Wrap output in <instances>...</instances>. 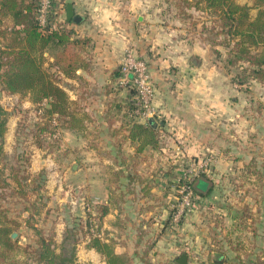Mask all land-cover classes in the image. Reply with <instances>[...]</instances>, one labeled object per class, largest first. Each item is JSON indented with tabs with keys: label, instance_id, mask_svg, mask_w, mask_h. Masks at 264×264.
<instances>
[{
	"label": "rangeland",
	"instance_id": "obj_1",
	"mask_svg": "<svg viewBox=\"0 0 264 264\" xmlns=\"http://www.w3.org/2000/svg\"><path fill=\"white\" fill-rule=\"evenodd\" d=\"M87 1L83 7L96 5L94 11L100 15L96 20L103 22L108 15L109 22H118L120 0ZM105 1L112 4L101 9ZM35 2L23 0L30 10ZM236 2L249 6L252 18L264 10L255 0ZM88 13L86 10L89 18ZM139 14L140 21H135L140 26L143 53L138 55L148 64L153 25L157 35L166 29L173 39L169 42L173 44V63L166 66L164 80L176 100L170 109L178 115L184 105L186 109L187 104L180 103V95H184L185 100L190 99L189 109L207 117L211 131L220 128L209 135L202 151L195 140H186L176 130L162 138L169 158L173 157L169 170L176 187L173 203L181 197L178 187L182 182L178 180L185 173L190 175L192 188L195 183L198 190L186 220L197 238L181 252L190 254L188 264H264V77L257 78L254 67L236 59L234 40L227 28L222 30L220 16L209 9L206 0H141ZM14 28L13 16L0 14V74L7 68V52L21 46ZM165 40L169 39L161 36L159 41ZM163 43L157 46L161 48ZM201 45L208 48L205 55L195 52ZM48 51L55 53L51 46ZM45 57V69L58 81L53 60L48 54ZM4 79L0 76V119H6L7 127L0 136V220L4 222L0 224V264H45L41 255L48 251L54 253L56 264H92V239L108 238L100 207L107 191L101 189L116 187L126 169L117 162L129 158L115 146L102 147L100 140L113 143L110 133L119 130L106 112L123 113L132 125L138 120L135 106L129 103L133 92L130 87L120 88L117 80L96 90L81 86L86 102L77 100L66 113L49 114L45 109L48 99L39 100L31 92L12 93ZM63 85L71 88L73 84L66 80ZM110 93L116 96L107 99ZM93 111H101L106 119L96 118ZM181 152L190 154L182 156V161L177 159ZM102 159L108 162L102 165ZM208 159L211 162L206 164ZM112 192V203L117 205L119 193L115 188ZM9 235L15 239L14 247L3 239ZM175 259L128 264H179Z\"/></svg>",
	"mask_w": 264,
	"mask_h": 264
},
{
	"label": "crops",
	"instance_id": "obj_2",
	"mask_svg": "<svg viewBox=\"0 0 264 264\" xmlns=\"http://www.w3.org/2000/svg\"><path fill=\"white\" fill-rule=\"evenodd\" d=\"M85 1L60 0L58 2L62 18L65 19L68 27L75 30L76 37H89L91 39L89 46L82 52L85 59L89 61L88 67H79L71 77L64 74L63 68L56 67L60 74V84L70 93L74 103L77 100L86 102V98L83 96L84 91L80 89L81 86L96 90L99 87L107 86L106 84L114 83L119 77V67L127 52L143 53L141 50L140 26L136 23L141 18L139 14L141 0H120L118 3L121 4L122 9L116 12L118 22H114V18L112 22H109L107 20L108 15H106V20L99 22L96 19L100 15H96L94 11L96 5L83 7L82 3ZM70 2L74 5L76 15L83 17L80 23L67 21L66 10ZM110 3L112 4L110 1L101 4V9L108 7ZM86 10H89L88 14L91 17H86ZM107 10L105 9L106 12ZM152 28L153 31L149 37L152 40L149 41V45L153 52L148 54V60L151 62L150 67L153 71L157 89L154 106L156 112L159 111L158 114L156 113L159 118H155L157 121L165 122L163 126L157 128L158 132L163 138L167 135V132L176 130L184 135L186 140H195L196 146H199L197 147L198 150L202 151L206 148L205 144L209 142V135L217 134L220 128L216 127L211 131L206 121L207 117L200 116L198 110L189 109L191 105L188 96H186L188 100H185V96L180 95V103H186L187 108L185 109L184 105V110L179 112V115L170 109L172 102H176V100L173 96H170L164 80L167 75L166 66L173 63L170 50L173 44L169 43L173 39L171 40L169 37L168 30L165 29L163 35H157L154 31L155 24ZM161 36L169 40L159 41ZM162 42H164V46L158 47L157 45L162 44ZM195 49V52L205 55L208 48L201 45ZM49 58L54 59L53 56ZM66 80L72 82L71 88L64 86L65 84L63 85ZM78 85L79 87H77ZM187 85L192 86L193 84ZM122 92L123 90H121V96H123ZM115 96V93L106 95L107 99H112ZM100 112L93 111L92 113L96 118L105 120L106 118H102ZM106 117L113 121V126L118 127L119 130L114 131V134L110 133L114 137L113 143L101 139L102 147L113 149L115 146V149L122 150L123 155L129 156V158L124 157L120 162H117L120 168L126 167V169L120 174L116 187L107 185V187L101 189L107 191V197L102 200V204L107 205L109 208V212L104 216V233L108 232V238L105 240L112 243L117 254L126 256L132 262L151 263L154 261H169L175 258L177 261L182 254L183 247L193 246L194 239L197 236L194 237L195 229L193 226L191 227L190 221H186L187 219L179 224H174L172 221L174 212L173 197L176 195V191H174L173 175L169 170L172 169L170 166L173 164V160H171L173 157L169 158L171 154L162 142L158 148L147 146L144 150L137 151L136 146L138 143L128 137L131 124L127 122V116L123 113L106 112ZM134 117L140 123L149 124V119L140 118L135 114ZM200 134L203 136L201 137ZM126 148L132 150L128 149L129 151L125 153ZM186 150L189 149L186 148ZM188 152H181L180 158L179 155L178 158H175L182 160V156L190 154ZM174 160L175 162L180 161ZM104 162L107 163L108 160L102 159L100 164L105 165ZM206 162H211V159L206 160ZM129 166L130 168H128ZM112 188H115L116 192L119 193L120 199L117 205L112 203ZM179 191L178 187V194H180ZM104 194L102 192V196ZM177 204L178 202L174 206ZM175 231L176 233H182L175 236ZM92 248L90 254L92 264H107L105 257L94 250V247ZM188 257V260L191 261L190 254H188Z\"/></svg>",
	"mask_w": 264,
	"mask_h": 264
},
{
	"label": "trees",
	"instance_id": "obj_3",
	"mask_svg": "<svg viewBox=\"0 0 264 264\" xmlns=\"http://www.w3.org/2000/svg\"><path fill=\"white\" fill-rule=\"evenodd\" d=\"M206 1L209 9L220 16L219 24L222 26V30L227 28L226 33L230 39L234 40L233 52L236 53V59L247 62L254 67L252 70L255 76L263 79L264 10L256 18H252L249 13V6L241 5L236 0ZM255 2L256 5L264 6V0H255ZM37 8V0L32 10L24 5L23 0H0V14L13 16L15 27L13 32L16 33L19 38L18 44L21 45L18 49L12 48L7 52L10 58L6 71L0 76L5 78V86L10 92L34 93L39 100H49V103L45 104V109L49 114H64L67 108H70L71 103L74 104V101L68 91L60 84V74L56 67L63 68L66 76L73 75L79 67H88L89 61L85 59L82 52L89 46L91 39L89 37H76L75 30L68 27L65 19L63 22L52 21L44 29H41L36 18ZM50 46L55 49L54 54L48 51ZM46 54L54 57L52 65L57 71L58 81L44 67ZM120 68L121 64L119 71ZM150 72L156 86L151 67ZM120 74L121 72H119ZM132 92V95L129 94V103L132 101L133 106H135L133 100L135 92L133 90ZM74 114L78 116L75 112ZM163 125L159 123L155 128L150 123L143 124L134 121L128 137L138 143L137 151H142L147 146L158 148L162 142V135L157 128ZM6 128V119H0V136H4ZM193 190L198 191L195 183H193ZM206 195L208 194H202L204 197ZM100 207L101 217H104L109 212V208L104 204H101ZM192 208L189 212L192 211ZM187 217L181 221L186 220ZM0 224H4V222L0 220ZM3 239L10 247L15 246V239L10 235ZM43 246L46 249L49 248L45 238L43 239ZM91 247L102 253L108 264H128L129 260L126 256L117 254L114 246L103 241L100 237L92 239ZM53 255L54 253L51 251L43 253L41 255L42 261L45 264H56Z\"/></svg>",
	"mask_w": 264,
	"mask_h": 264
},
{
	"label": "built area",
	"instance_id": "obj_4",
	"mask_svg": "<svg viewBox=\"0 0 264 264\" xmlns=\"http://www.w3.org/2000/svg\"><path fill=\"white\" fill-rule=\"evenodd\" d=\"M37 1L36 18L41 29H44L52 21H64L58 0ZM120 72L121 74L117 78L116 84L120 88L130 87L135 92L133 98L136 109L135 115L146 120L155 117L156 109L154 101L157 89L148 62L138 54L129 51L121 62ZM206 164L208 163L206 162ZM194 174L196 175L197 173ZM189 176L186 174L179 179L182 182L179 189L181 197L178 204L174 206L172 215L174 224H179L184 217H187L189 210L193 206L194 190L192 188V181L188 178Z\"/></svg>",
	"mask_w": 264,
	"mask_h": 264
},
{
	"label": "water",
	"instance_id": "obj_5",
	"mask_svg": "<svg viewBox=\"0 0 264 264\" xmlns=\"http://www.w3.org/2000/svg\"><path fill=\"white\" fill-rule=\"evenodd\" d=\"M66 15H67V21L68 22H76L80 23L83 19L82 16L76 15L74 11V5L72 2L68 3L67 5V10H66ZM149 123L153 125V127H157L160 124H164V121L158 122L155 117H151L149 119ZM13 236H16V233L13 234ZM217 255H221V253H216ZM188 254L187 253H182L180 257L177 259V263L179 264H188Z\"/></svg>",
	"mask_w": 264,
	"mask_h": 264
}]
</instances>
